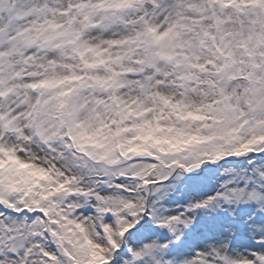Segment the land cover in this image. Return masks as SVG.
Here are the masks:
<instances>
[{"label": "snow or ice", "instance_id": "obj_1", "mask_svg": "<svg viewBox=\"0 0 264 264\" xmlns=\"http://www.w3.org/2000/svg\"><path fill=\"white\" fill-rule=\"evenodd\" d=\"M0 264H264V0H0Z\"/></svg>", "mask_w": 264, "mask_h": 264}]
</instances>
